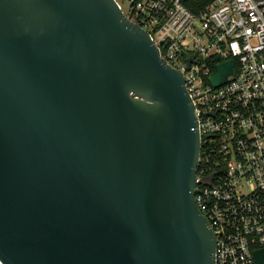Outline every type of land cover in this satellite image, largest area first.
Wrapping results in <instances>:
<instances>
[{
	"label": "water",
	"instance_id": "95a60500",
	"mask_svg": "<svg viewBox=\"0 0 264 264\" xmlns=\"http://www.w3.org/2000/svg\"><path fill=\"white\" fill-rule=\"evenodd\" d=\"M201 152L183 70L117 0H0V264H216Z\"/></svg>",
	"mask_w": 264,
	"mask_h": 264
},
{
	"label": "built area",
	"instance_id": "2783aa9c",
	"mask_svg": "<svg viewBox=\"0 0 264 264\" xmlns=\"http://www.w3.org/2000/svg\"><path fill=\"white\" fill-rule=\"evenodd\" d=\"M183 70L202 136L195 201L216 241V264H264V0H125ZM191 59V61H189ZM234 73L214 86L218 64ZM188 63V65H187Z\"/></svg>",
	"mask_w": 264,
	"mask_h": 264
},
{
	"label": "rangeland",
	"instance_id": "374dc122",
	"mask_svg": "<svg viewBox=\"0 0 264 264\" xmlns=\"http://www.w3.org/2000/svg\"><path fill=\"white\" fill-rule=\"evenodd\" d=\"M120 2L122 3L123 8L126 10V9H127V6H128L127 1H125V0H120Z\"/></svg>",
	"mask_w": 264,
	"mask_h": 264
},
{
	"label": "trees",
	"instance_id": "16d2710c",
	"mask_svg": "<svg viewBox=\"0 0 264 264\" xmlns=\"http://www.w3.org/2000/svg\"><path fill=\"white\" fill-rule=\"evenodd\" d=\"M192 1H193V0H191V1H187L186 3H187V4H190ZM197 1H200V2H202V3H205V2H207V1H209V0H197ZM202 150H203V147H202Z\"/></svg>",
	"mask_w": 264,
	"mask_h": 264
}]
</instances>
